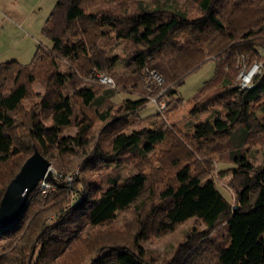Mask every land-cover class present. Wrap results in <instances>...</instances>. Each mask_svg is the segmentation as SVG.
Returning <instances> with one entry per match:
<instances>
[{
	"label": "trees",
	"instance_id": "16d2710c",
	"mask_svg": "<svg viewBox=\"0 0 264 264\" xmlns=\"http://www.w3.org/2000/svg\"><path fill=\"white\" fill-rule=\"evenodd\" d=\"M43 34L52 48L1 65L0 201L35 150L61 179L0 228V264H153L141 244L188 223L164 264H264V0H59ZM208 62L214 77L190 104L212 115L182 132L167 117ZM119 94L139 98L116 107ZM149 100L158 126L127 133ZM214 156L235 167L219 171Z\"/></svg>",
	"mask_w": 264,
	"mask_h": 264
},
{
	"label": "rangeland",
	"instance_id": "374dc122",
	"mask_svg": "<svg viewBox=\"0 0 264 264\" xmlns=\"http://www.w3.org/2000/svg\"><path fill=\"white\" fill-rule=\"evenodd\" d=\"M58 1L59 0H13L10 7H7V9L4 8V16L0 18V69L3 63L12 61H17L21 64H29L38 47L52 48L51 40L43 34V27ZM179 2L183 4L185 0H179ZM118 52H121V50ZM255 65L260 66V64ZM215 69V63L208 62L187 78L185 84L180 87L178 91V97L183 99V105L181 104L178 110L172 111L170 113L171 115L167 117V122L170 125H175L182 132L189 131L191 134H194V126L201 124L212 115V110H209L207 113L195 111L193 105L190 104V100L198 93L206 81L214 77ZM250 70L243 69L245 72ZM241 75L243 76V73H241ZM35 92L37 95L42 96L45 89L41 85L36 84ZM138 98L139 97L136 95L119 94L111 99V103L119 107L122 102L127 99L135 101ZM147 104L148 107L139 113L137 118L134 116L129 118L127 133L142 129H155V127L158 126L157 120L153 117L158 113L159 108L153 100H149ZM222 114L225 115L226 112L222 110ZM261 116L262 115H260V118ZM77 131L78 129L76 127H71L65 132V135L76 136ZM259 156L260 160H264V150ZM53 162L56 163L54 160ZM213 163L219 171L229 170L235 167L227 159H221L220 156H214ZM131 171V166L129 167L127 165L122 166L120 169L123 177H127ZM99 173L94 175V179L100 178L98 176ZM58 176H60V174L54 170V165L52 163V175L49 176L48 179H55ZM59 179H61V176ZM65 182L68 183L67 178ZM219 189L224 199L232 205L234 203L233 194L225 187L219 186ZM128 215L123 214L119 216L115 225H110V227L120 229L124 225L123 219ZM188 224L174 229L171 234L165 237H149L141 244L148 253L153 264H164L166 260L172 257L174 249L177 248L179 242L184 239L185 231L189 226ZM105 228L106 226L102 227V231H106L107 229ZM224 230L226 233L228 227L225 226Z\"/></svg>",
	"mask_w": 264,
	"mask_h": 264
},
{
	"label": "water",
	"instance_id": "95a60500",
	"mask_svg": "<svg viewBox=\"0 0 264 264\" xmlns=\"http://www.w3.org/2000/svg\"><path fill=\"white\" fill-rule=\"evenodd\" d=\"M52 175V163L38 150L24 163L20 172L9 183L0 201V228L16 222L26 208L29 195L39 183Z\"/></svg>",
	"mask_w": 264,
	"mask_h": 264
},
{
	"label": "built area",
	"instance_id": "2783aa9c",
	"mask_svg": "<svg viewBox=\"0 0 264 264\" xmlns=\"http://www.w3.org/2000/svg\"><path fill=\"white\" fill-rule=\"evenodd\" d=\"M260 69H261V65L258 66V65H255L252 67V69L248 72H245V71H241V73H243V76L239 75V78L241 80V87L242 89H248L251 87V82H252V79L258 75L260 73ZM151 76L154 78V80H156L159 84H162L163 80L162 78L157 75L156 73L152 72L151 73ZM100 81L104 84H107V85H110V86H113L114 85V81L108 77V76H100ZM155 102V100H153ZM162 108H165V105L162 104L161 106ZM48 177L49 176H46L38 185V189L40 190L41 194L43 196H48L51 192V190H53L49 180H48ZM60 176H58L59 178ZM67 182L70 183L72 182V178L69 177L67 178Z\"/></svg>",
	"mask_w": 264,
	"mask_h": 264
},
{
	"label": "crops",
	"instance_id": "0c3cea01",
	"mask_svg": "<svg viewBox=\"0 0 264 264\" xmlns=\"http://www.w3.org/2000/svg\"><path fill=\"white\" fill-rule=\"evenodd\" d=\"M13 0H0V18L3 17V10L4 8L7 9V7L11 6Z\"/></svg>",
	"mask_w": 264,
	"mask_h": 264
}]
</instances>
